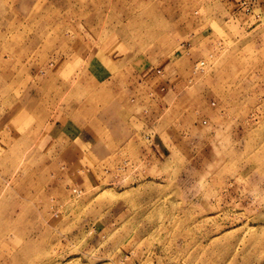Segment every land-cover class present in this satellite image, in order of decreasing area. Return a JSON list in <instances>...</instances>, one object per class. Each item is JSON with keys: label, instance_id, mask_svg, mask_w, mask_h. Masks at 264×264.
<instances>
[{"label": "rangeland", "instance_id": "obj_1", "mask_svg": "<svg viewBox=\"0 0 264 264\" xmlns=\"http://www.w3.org/2000/svg\"><path fill=\"white\" fill-rule=\"evenodd\" d=\"M0 264H264V0H0Z\"/></svg>", "mask_w": 264, "mask_h": 264}, {"label": "bare ground", "instance_id": "obj_2", "mask_svg": "<svg viewBox=\"0 0 264 264\" xmlns=\"http://www.w3.org/2000/svg\"><path fill=\"white\" fill-rule=\"evenodd\" d=\"M5 51V50H4ZM76 93V92H75ZM77 94V93H76ZM68 96H69V94H68ZM76 96V95H75ZM65 102V101H64Z\"/></svg>", "mask_w": 264, "mask_h": 264}]
</instances>
